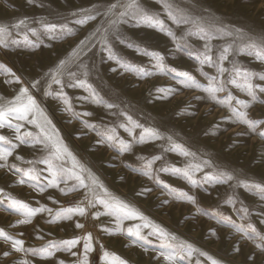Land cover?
Listing matches in <instances>:
<instances>
[{"label": "rangeland", "instance_id": "374dc122", "mask_svg": "<svg viewBox=\"0 0 264 264\" xmlns=\"http://www.w3.org/2000/svg\"><path fill=\"white\" fill-rule=\"evenodd\" d=\"M110 2L115 0H0V25L10 29L7 46L0 47V65L10 70L0 69V102L27 87L51 121L50 131L59 134L75 160L87 170L84 175L90 172L112 196L130 204L146 221L124 220L118 224L97 204L87 207L84 216L50 222L61 209L85 206L86 195L91 198L90 194L83 188L70 191L75 181L47 187L48 173L41 171L45 165L40 163L46 157L43 147L19 144L12 129H0V135L18 145L6 166L0 168V229L22 240L25 249L15 252L10 241L0 239V264H78L84 259L87 264H106L105 253L113 264H171L165 255L178 249L162 246L158 236L149 234L150 228L142 227L145 222L174 236V245L191 246V256L179 253L174 264H212L213 260L216 264H264V139L258 135L264 127L253 132L245 124L233 122L237 109L248 119L264 121V93L258 90L264 87V81L259 80L264 75V61L255 55L264 52V0H138L142 8L163 21L166 31L136 26V18L125 17L117 28L126 43L111 32L107 42L116 59H109L97 33L109 28L110 20L115 19L104 15ZM169 11L174 18L184 17L196 24H177ZM88 13L96 19L83 25L76 23ZM20 20L24 25L13 27ZM45 23L56 25L51 38L44 31ZM93 33L97 38L88 46L90 50L68 64L61 84H51L59 62L71 59L80 41ZM31 44L39 46L33 48ZM206 45L216 65L223 50L230 49L229 59L223 62L229 71L223 78L231 77L234 67L254 74L255 101L230 84L225 92L217 93L223 100L231 92L250 107L237 105L235 100L229 107L202 91L217 75L216 67L196 59ZM145 52L163 59L158 62ZM188 77L198 87L189 86ZM78 81H84L85 86H71ZM33 83L37 86L32 87ZM127 117L141 126L131 135ZM144 129L157 131L161 139L141 143ZM26 130L38 132L32 125ZM111 130L118 140L132 144L130 151L122 152L119 143L108 139ZM175 145L192 155L172 150ZM154 157L159 159L145 168V162ZM66 167H72L71 159ZM16 168H34L40 172V179H29ZM189 168L190 178L182 174ZM219 172L233 179H211ZM21 179L23 184L19 183ZM61 188L67 194H62ZM94 191L103 195L99 189ZM8 198L52 211L37 213L29 223H19L24 216L8 208ZM76 223L84 227L77 228ZM129 228H139L146 239L128 235ZM89 234L92 251L85 253L83 237ZM76 237L81 238L80 243L71 251L52 250L47 258L33 254L34 250L38 253ZM6 251L8 256L3 255Z\"/></svg>", "mask_w": 264, "mask_h": 264}, {"label": "snow or ice", "instance_id": "6c2138e0", "mask_svg": "<svg viewBox=\"0 0 264 264\" xmlns=\"http://www.w3.org/2000/svg\"><path fill=\"white\" fill-rule=\"evenodd\" d=\"M167 7V5H165ZM122 9V10H121ZM105 16L115 17V19L110 20L109 28H106L102 33L97 30L98 38L102 44L105 45L107 48V42L109 39V33L111 32L116 38L120 39L121 43H126V38L122 37L118 31L117 25L123 21V19L127 16H133L137 20V25L140 26L143 24L149 28H155L159 31H166L164 27V23L158 17L154 16L150 13L147 9H144L139 4L138 0H115V2H110L106 11L104 13ZM169 17L174 19V22L177 24H196L195 21H189L187 18L180 17L174 18L172 13L169 11ZM96 16L88 13L82 19L76 21V23L83 25L86 24L88 21H94ZM24 25V21H18L13 27L21 28ZM33 36H36L37 33L33 29H29ZM44 31L48 34L51 38L56 33V25L55 24H44ZM66 34L71 35L70 29H64ZM202 32L203 29H200ZM97 33L91 34L89 37H86L84 40L80 41V44L77 46V49H74V54L69 60H61L59 64L56 66L55 71L52 73L51 76V84H61L60 77L64 74L65 71L68 70V64L74 62L76 59H79L81 53H85L86 50L89 49V45L92 43L94 39L97 38ZM168 35L172 36L171 32H167ZM10 35V29L7 26L0 25V47H6L8 42V37ZM191 35V33H189ZM204 38V37H201ZM173 39H175L173 37ZM28 38L25 36V41L27 42ZM15 43V41H12ZM31 47L35 48L38 47V44H31ZM132 47L131 44L128 45ZM255 47V45H253ZM109 52V59H116V57L112 54L111 49L107 48ZM137 51L139 49L137 48ZM211 48L207 45L205 46V51L198 54L196 59L201 64H207L209 67H216L217 75L213 76L208 81V86L202 91L208 94L213 100H216L218 103H226L229 107H231V103L235 100L237 105H241L244 108L250 107L248 103L243 100L236 99L231 92H228L227 95L223 98V100H219L217 98V93L225 92L226 85L230 84L233 87L237 88L241 92L245 93L248 97H251L253 101L257 99L256 92H257V85L253 83L254 74L248 72H241L238 68H233L232 76L229 78H223L224 74L229 71V69L223 66V62L229 59L231 54L229 48H225L220 56V64L216 65L213 63V58L209 54L211 53ZM145 55H152L153 59L162 61V57L157 56L154 53H144ZM256 58L258 60L264 61V52L257 51L255 53ZM117 63H120L117 60ZM124 67V65H121ZM159 66V64H158ZM0 69L5 71H10L3 68V65H0ZM115 70V69H113ZM131 71L132 69H127ZM142 71V70H141ZM69 75H73L69 72ZM180 75H186L185 73H180ZM259 80L264 81V75L259 76ZM16 82L19 83V78L16 79ZM187 83L191 87H198L195 81L188 77ZM36 83L32 84V87H36ZM73 87H84V81H78L77 84L71 85ZM51 87V85H49ZM259 92L264 93V87H260ZM47 94V92H46ZM100 103L99 100L96 101ZM107 107H112L111 105H106ZM66 111H71L70 107L65 108ZM84 115H91V113H84ZM233 115L235 116V121L241 124H245L248 126L249 130L255 132L257 127H264V121H255L247 118L246 113L237 110L233 111ZM128 123L131 125L130 128H127L129 135L132 134L134 128L141 127L139 124H136L132 121L131 117L126 118ZM27 125H32L36 129H38L37 133H33L32 131L26 130ZM51 121L44 116L43 110L39 108L37 101L33 98L30 94L29 89L27 87H21L18 93L12 97L10 100L0 102V129L8 128L12 129L15 133L14 139L19 142V144H28L31 143L32 145H41L46 152V157L40 161V163L45 165V168L41 171H46L48 173L47 179V187H59L60 184L68 185L69 181H75L76 183L72 185L70 191H78L80 188H83L90 194L91 198H88L86 195L87 204L85 206L70 207L61 209L60 211L56 212L54 218L50 222H56L60 219H71L72 216H84L86 213L87 207H94L95 205L99 204L104 209V215L112 216L116 219L117 223L120 224L124 220H141L146 221V218L134 207L130 204L112 196L106 188L99 181L90 173L88 172L87 175H84L87 172L86 169L83 168L82 165L75 160V157L72 156L71 152L69 151L67 145H65L62 139L59 137V134L53 130L50 131ZM22 129H25L22 131ZM261 139H264V131H260L258 133ZM108 139L110 141L115 140L121 146V151H130L132 148L131 143H125L123 141L118 140L115 136V131L111 130L108 134ZM161 139L160 134L153 130V129H144L139 137V141L141 143H146L150 140H159ZM170 139V138H169ZM0 144L4 146H0V168H4L6 166V162L10 156L13 155V150L18 147L17 144L10 141L5 135H0ZM172 150H178L181 155L189 156L192 155L191 153L185 151L182 146L175 145ZM20 159V157H17ZM71 159L72 167H66V161ZM155 159H159V157H154L153 160L146 161L144 164L145 168H151L152 164L154 163ZM207 163V162H205ZM197 170H201L200 166H196ZM166 170V169H161ZM17 172H22L23 170L20 168H16ZM173 172H181L180 169H173ZM191 168L188 170H183L182 174L186 177L190 178ZM147 174V173H145ZM23 175L29 179L38 180L40 179V172H37L36 169H29L27 171H23ZM206 179H209L206 177ZM211 179H218L219 182H227L233 179V177L225 172H219L218 177H214ZM25 181L24 179L19 180V183L23 184ZM195 183V181H191ZM254 187L259 188V185H255ZM94 189H99V192L103 193V195L97 194ZM43 191V188H41ZM62 194H67L64 188L60 189ZM145 191H151V189H146ZM264 191V189H261ZM189 201L195 203L194 198H189ZM3 203V201H0ZM7 206L12 211H15L24 216L23 220H20L19 223H29L31 218L35 216L37 213L48 211L51 213V209L37 207L31 208L27 204L22 201L15 200L12 198H8ZM99 213H97V216ZM77 228H83L84 226L80 223H76ZM142 227L150 228L151 232L150 235H156L159 237L161 241V245H167L169 247H175L178 249L177 253H173L172 255H165V259L170 261L171 264H174L176 255L179 253L187 254L191 256L193 249L190 245H174L173 241H175V237L171 236L167 233L164 229L160 228L159 226L153 225L150 222H145ZM254 231V230H253ZM113 234V233H109ZM128 235L135 236L137 240H145L146 237L141 234L139 228L133 230L132 228L128 229ZM0 239L4 241L11 242V248L15 252H22L25 249L23 248V241L18 239H13L12 237L8 236L2 229H0ZM80 237H76L69 240L61 241L59 244H52L49 245L47 248H42L37 253L35 250L33 254H39L41 258H47L52 255V250H64V251H71V249L75 248L78 243H80ZM84 240V250L85 253L92 251V237L91 235H85L83 237ZM238 250V249H237ZM9 252H4V256H8ZM72 255H76L75 252H72ZM108 254L105 253L106 264H113L112 260H107ZM26 264V262H25ZM78 264H87V260L84 259ZM119 264H126L125 261H119ZM212 264H216V261H212Z\"/></svg>", "mask_w": 264, "mask_h": 264}, {"label": "built area", "instance_id": "2783aa9c", "mask_svg": "<svg viewBox=\"0 0 264 264\" xmlns=\"http://www.w3.org/2000/svg\"><path fill=\"white\" fill-rule=\"evenodd\" d=\"M94 264H96V262H93Z\"/></svg>", "mask_w": 264, "mask_h": 264}]
</instances>
